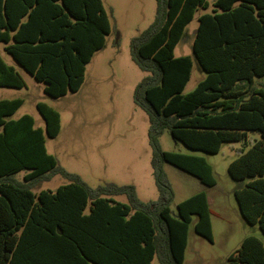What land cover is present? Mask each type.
<instances>
[{
  "label": "trees",
  "instance_id": "1",
  "mask_svg": "<svg viewBox=\"0 0 264 264\" xmlns=\"http://www.w3.org/2000/svg\"><path fill=\"white\" fill-rule=\"evenodd\" d=\"M153 22L130 42V58L146 73L133 102L147 116L150 167L157 198L143 202L132 185L89 187L47 152L60 115L39 102L44 128L30 115L11 117L22 99L0 100V264H183L192 217L194 231L212 241L211 201L200 191L176 206L163 170L169 164L214 187L204 158L163 151L159 138L216 154L222 143L247 140L246 152L228 166L243 220L264 236V0H155ZM192 53L205 73L188 94L191 56L175 57L185 28L199 10ZM101 0H0V44L26 73L58 99L77 93L87 65L110 34ZM0 87L21 89L25 81L0 57ZM25 172L22 180L16 175ZM60 176L54 191L32 190ZM124 196L126 202L117 200ZM224 264H264V244L247 237Z\"/></svg>",
  "mask_w": 264,
  "mask_h": 264
},
{
  "label": "rangeland",
  "instance_id": "2",
  "mask_svg": "<svg viewBox=\"0 0 264 264\" xmlns=\"http://www.w3.org/2000/svg\"><path fill=\"white\" fill-rule=\"evenodd\" d=\"M108 15L110 34L105 48L98 51L87 65L84 83L77 93L53 99L44 94V84L26 73L4 51L0 44V57L22 76L26 87L21 89L0 87V100L22 99L23 104L11 117L18 119L30 115L35 127L44 128V121L36 109L42 102L60 115V131L57 137L46 139L47 152L67 172L77 174L91 188L105 183L132 185L143 202L157 198V189L150 167L151 148L148 143V119L133 102L136 84L146 75L130 58V42L152 22L155 16V0H101ZM215 0H209L212 4ZM206 11L199 10L185 28L183 37L175 48V57L191 56V78L184 89L190 93L205 78L192 53L198 17ZM259 139L257 133H248L247 140L222 143L216 154H207L174 142L168 131L159 138L163 151L204 158L212 168L214 187H204L192 176L175 167L164 164L163 170L173 191L171 211L182 201L204 191L212 202V241L200 237L194 231L196 216L188 229L187 246L183 264H224L247 237H256L264 244V236L258 226L247 224L241 217L234 192L247 180L237 182L230 178L228 166L242 150ZM25 172L16 175L21 181ZM67 181L60 176L48 182H39L33 192L54 191ZM117 200L126 202L124 196ZM152 264H159L154 258Z\"/></svg>",
  "mask_w": 264,
  "mask_h": 264
}]
</instances>
